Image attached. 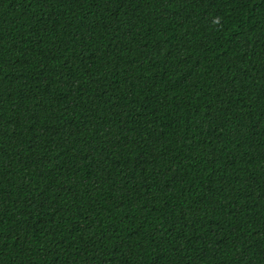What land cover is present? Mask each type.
<instances>
[{
	"label": "trees",
	"instance_id": "1",
	"mask_svg": "<svg viewBox=\"0 0 264 264\" xmlns=\"http://www.w3.org/2000/svg\"><path fill=\"white\" fill-rule=\"evenodd\" d=\"M0 264H264V0H0Z\"/></svg>",
	"mask_w": 264,
	"mask_h": 264
}]
</instances>
